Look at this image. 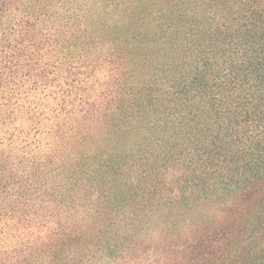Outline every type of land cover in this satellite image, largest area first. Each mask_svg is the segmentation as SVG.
Segmentation results:
<instances>
[{"label": "trees", "instance_id": "trees-1", "mask_svg": "<svg viewBox=\"0 0 264 264\" xmlns=\"http://www.w3.org/2000/svg\"><path fill=\"white\" fill-rule=\"evenodd\" d=\"M0 264H264V0H0Z\"/></svg>", "mask_w": 264, "mask_h": 264}]
</instances>
